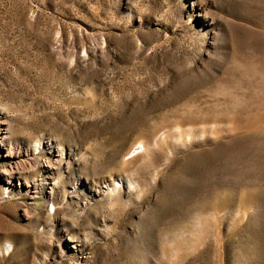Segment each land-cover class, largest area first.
Returning a JSON list of instances; mask_svg holds the SVG:
<instances>
[{
  "label": "rangeland",
  "instance_id": "1",
  "mask_svg": "<svg viewBox=\"0 0 264 264\" xmlns=\"http://www.w3.org/2000/svg\"><path fill=\"white\" fill-rule=\"evenodd\" d=\"M3 129L0 264H264V0H0Z\"/></svg>",
  "mask_w": 264,
  "mask_h": 264
},
{
  "label": "bare ground",
  "instance_id": "2",
  "mask_svg": "<svg viewBox=\"0 0 264 264\" xmlns=\"http://www.w3.org/2000/svg\"><path fill=\"white\" fill-rule=\"evenodd\" d=\"M7 130L8 129L0 130V135H1V133H3L2 138H1L2 142H5L6 139H7V136H8L7 135L8 134ZM135 151H137V154H138V149H136ZM7 154L13 160L12 165L10 167V172H9L12 177L18 176V174L21 171L22 172H27L28 165H25L26 161L23 163L22 160H21V157H22V155H24V152H21V151H19V152L7 151ZM29 165H30V163H29Z\"/></svg>",
  "mask_w": 264,
  "mask_h": 264
}]
</instances>
